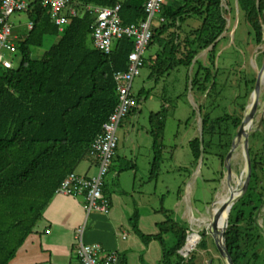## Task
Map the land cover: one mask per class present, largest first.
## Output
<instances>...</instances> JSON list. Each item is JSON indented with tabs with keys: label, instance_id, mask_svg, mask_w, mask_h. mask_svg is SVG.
Wrapping results in <instances>:
<instances>
[{
	"label": "trees",
	"instance_id": "trees-1",
	"mask_svg": "<svg viewBox=\"0 0 264 264\" xmlns=\"http://www.w3.org/2000/svg\"><path fill=\"white\" fill-rule=\"evenodd\" d=\"M71 1L80 6V14L71 18L61 31L52 22L49 9L42 7L40 0L32 1L25 12L32 28L14 41L19 56L17 67L0 71V264L10 263L41 219L60 183L88 157L92 142L117 104L114 74L126 70L133 41L127 38L116 41L108 55L94 49L91 39L94 18L81 13L80 8H109L119 4L123 25L137 24L146 18V0ZM232 6L243 15L256 45H264V0H169L163 6L164 23L152 27L147 51L153 46L157 51L144 58V66L149 67L154 83L178 67L198 66L196 57L203 51L209 52L213 66L216 45L226 32L225 13H230ZM195 17L201 19L200 26L183 31V24ZM48 36L59 38L39 59L33 58L31 49L40 48ZM210 73L199 65L192 79L187 78L191 91L214 97L216 82L215 78L210 80ZM243 82L245 102L239 104V96L232 99V113L224 108L220 116L213 117V101L209 111L201 113L203 106L199 107L200 132L189 142L193 165L199 160L203 163L209 155L224 164L255 78ZM149 92L142 90L134 96L138 105ZM157 116L158 131H162L163 118ZM260 131L264 137V118ZM151 135L156 158L151 165L154 180L162 135ZM249 157L250 181L245 195L231 210L225 233L233 264L243 263L252 240L250 231L256 227L257 212L264 206V144L258 151L249 148ZM133 168L132 165L126 169ZM162 212L165 222L158 225L159 234L145 236L138 230L135 211L130 220L134 233L144 245L158 241L161 248L158 264H172V257L178 259L177 264L192 263L193 257L185 261L178 254L185 245L188 229L170 219L169 211ZM166 233L172 238L169 248L165 243ZM200 237L198 248L207 250L206 234ZM119 264H124L123 259H119Z\"/></svg>",
	"mask_w": 264,
	"mask_h": 264
},
{
	"label": "rangeland",
	"instance_id": "rangeland-1",
	"mask_svg": "<svg viewBox=\"0 0 264 264\" xmlns=\"http://www.w3.org/2000/svg\"><path fill=\"white\" fill-rule=\"evenodd\" d=\"M223 7H226L225 4ZM225 18L227 19L226 32L216 45L214 65L211 66L208 51L200 52L196 57L199 65L211 71L210 80L215 78L214 97L207 98L204 94L191 91L187 83V78L192 79L199 65L191 68L178 67L161 78L157 84L150 78L151 71L145 65L132 83V93L136 96L143 90L150 91L149 95L146 100H141L137 113L125 118L116 131L117 158L113 168L117 173L122 163H125L123 161L129 160L136 163L139 169L137 177L142 179V186L148 185L150 166L153 159H156L153 154L151 134L162 135V140L159 142V145L162 143V149L157 161V178L152 181L150 185L152 191L144 198V201L146 205L156 210L163 206L162 208L169 211V218L179 226L188 228L190 233L193 230L192 232L195 233L192 234H198L199 237L202 233L206 234L207 250L198 248L201 237L199 241L197 239L198 243L196 242L187 258L184 259L187 261L193 257V262L189 264H224L213 243L211 235L215 234V230L210 222L213 218V210L221 203L227 204L230 191L237 186L240 178L241 189L242 181L245 179V175L241 176L245 168L242 143L237 146L230 161L232 178L229 183L225 178L224 164L221 165L214 156L209 155L203 163L199 160L197 165H193L189 142L200 132L199 107L203 106L201 113L209 111L210 102L213 101L215 108L212 112L213 117L220 116L224 108L232 113L233 106L230 104L232 99L239 96V104L245 102L243 81L256 79L264 63V45H256L254 34L243 15L232 6L231 12L225 13ZM262 21H264V14ZM10 22L20 37L27 33L28 19L25 13L11 16ZM200 24L199 17L191 18L183 24L182 29L183 31L193 30ZM58 38L52 36L44 38L40 48L31 49L33 58L39 59ZM156 51V46L151 47L146 52L145 58H150ZM18 62L19 56H16L14 67H17ZM201 73L204 72L201 71ZM262 80H264V73L261 75ZM258 100L255 122L245 129L246 135L251 133L248 146L253 151L260 150L264 144V137L258 127L260 119L264 118V81ZM250 103L251 98L248 99L247 105ZM157 115L163 118L162 131H158ZM151 116L152 119H150ZM87 159L88 157L84 161L87 162ZM116 173L113 172L108 177L109 185H112L113 181L116 182ZM121 174L122 179L127 180L134 175L131 171ZM125 181L122 182L125 183ZM154 187L155 193H153ZM167 188L168 193H166ZM163 197L164 200H162ZM220 215L225 220L226 210L220 212ZM220 215L216 217L221 222ZM255 226L250 231L252 240L242 264H264V206L257 212ZM164 236L166 247L169 248L172 246L171 235L166 233ZM171 263L177 264L178 259L172 257Z\"/></svg>",
	"mask_w": 264,
	"mask_h": 264
},
{
	"label": "built area",
	"instance_id": "built-area-1",
	"mask_svg": "<svg viewBox=\"0 0 264 264\" xmlns=\"http://www.w3.org/2000/svg\"><path fill=\"white\" fill-rule=\"evenodd\" d=\"M34 0H0V71L15 68L17 49L13 34L14 26L10 17L25 13ZM168 0H146L144 12L146 18L137 24L123 25L119 16L120 5L114 7L84 6L81 13H89L93 16L92 46L99 52L108 55L111 53L116 41L123 38L133 41V50L128 56L127 68L123 72L114 74L116 83L117 104L103 124L101 133L96 136L88 157L94 160L96 173L91 177H85L76 173H70L55 190V195L71 198H82L86 218L92 213L107 215L109 202L103 196L105 179L111 169L117 148L116 131L121 122L133 110L137 112L138 103L132 93V83L140 74L144 66V58L152 37V27L164 23L162 16L163 6ZM41 6L48 8L52 22L61 31L68 21L78 16V5L71 0H40ZM32 24L28 22L27 30H31ZM12 57V58H11ZM83 226L75 234V255L80 264H119L116 253H106L98 244H84L82 241ZM193 231V230H192ZM188 234V237L195 232ZM188 241V239H187ZM198 243V242H197ZM187 243L178 251L182 258H187Z\"/></svg>",
	"mask_w": 264,
	"mask_h": 264
},
{
	"label": "crops",
	"instance_id": "crops-1",
	"mask_svg": "<svg viewBox=\"0 0 264 264\" xmlns=\"http://www.w3.org/2000/svg\"><path fill=\"white\" fill-rule=\"evenodd\" d=\"M13 34L16 38L20 37L14 28ZM115 158H117V152L113 163ZM123 162L125 163H122V167L118 169L117 173L112 163L105 179L103 196L108 200L110 207L107 215L92 213L86 218L82 198L54 195L43 211L41 219L9 264H80L75 255L76 241L74 237L76 231L82 226L84 227L82 233L84 244H98L104 252H114L119 259H123L124 264H158L161 259L160 244L158 241L152 240L144 245L134 233L130 220L134 212L137 211L138 230L145 236H156L159 234L158 225L165 222L162 211L168 210L162 208L163 206L156 210L145 204L144 198L152 191L150 188L153 181L151 166L147 180L148 185L142 186V179L137 177L139 173L137 164L129 160ZM132 165L134 167L132 170L126 169ZM121 169L125 170L121 171ZM127 171L133 172L134 175L128 177V180L122 179L121 173ZM113 172L116 173V182L113 181L112 185H109L108 177ZM75 173L85 177L95 175L94 160L90 157L87 162L83 160L76 168ZM123 180H126L125 183L122 182ZM155 191L154 187L153 193ZM168 192L167 188L166 193ZM179 199L181 198L179 197ZM145 210L148 212H144Z\"/></svg>",
	"mask_w": 264,
	"mask_h": 264
},
{
	"label": "water",
	"instance_id": "water-1",
	"mask_svg": "<svg viewBox=\"0 0 264 264\" xmlns=\"http://www.w3.org/2000/svg\"><path fill=\"white\" fill-rule=\"evenodd\" d=\"M262 22H263L262 24L264 25V21H262ZM263 73H264V63L262 64V66H261V68L257 74V77L255 79L254 89H253L251 96H250L251 103L249 105H247V107H246L247 111L243 115L241 124L237 130V133H236L234 139L231 142L230 151L228 152V154L226 155V158L224 160V168L226 171L225 178H226L227 182L229 183L231 181V178H232V169H231L230 161H231L233 152L237 148L235 145V142L237 140L238 141L243 140L242 150H243V157L245 160V168H244L245 181L243 183L242 188L239 190V194H238L237 198L234 200V202L229 206L227 204H224L218 210L219 213L222 211H225V210H228V212H229L228 218L225 219L223 224H222V229H221V233L219 234V237L211 235V237L213 239V243H214V245L218 251L219 256L224 261V264H233V261L229 255V253H228V250H227V247L225 244V233H226L227 228H228L230 213H231V210H232L235 202L237 200H239L245 194L247 187H248V184H249V181H250L251 163H250L249 146H248L249 138L246 135V133L244 132V130H245L244 127L248 123L247 121L253 122V123L255 122L257 109H258V102H259L258 99H259L260 89H261V75ZM262 120H263V118L260 119V121L258 123V127H260ZM229 200L230 201L233 200V194L229 195ZM213 219L214 218H212V221L210 223H211L212 227H215V223L213 222ZM196 236H197V239L199 241V239H200L199 235L196 234ZM187 239H188V236L186 238L185 244L187 243Z\"/></svg>",
	"mask_w": 264,
	"mask_h": 264
},
{
	"label": "bare ground",
	"instance_id": "bare-ground-1",
	"mask_svg": "<svg viewBox=\"0 0 264 264\" xmlns=\"http://www.w3.org/2000/svg\"><path fill=\"white\" fill-rule=\"evenodd\" d=\"M264 80H262L261 81V85H262V82H263ZM260 96V95H259ZM248 123L245 125V127H244V129H246L247 128V126H249L250 124H252V122H249V121H247ZM244 132H245V130H244ZM251 134V133H250ZM250 134H247V136H248V138H249V136H250ZM242 143V140H237L236 142H235V145H236V147L239 145V144H241ZM243 169V168H242ZM245 175V172H244V170L242 171V175L241 176H244ZM244 178V177H243ZM244 181H245V179H244ZM244 181H242V184L244 183ZM240 184H241V178H240V180H239V182H238V184H237V186L236 187H234L233 188V190L232 191H230V194H233V200H229L228 199V202H227V205L229 206V205H231L233 202H234V200L237 198V196H238V194H239V190H240ZM228 193V192H227ZM229 198V197H228ZM224 200H226V199H224ZM222 205V203L219 205V207ZM219 207L218 208H215L214 210H213V222L215 223V227H213L214 228V230H215V234L214 233H212V235H214V236H216V237H219V234L221 233V229H222V224H223V222H224V219L221 217V215H220V213L218 212V210H219ZM219 214L220 215V217H221V222L219 221V219L216 217L217 215ZM228 215H229V212H228V210H226V217H225V219H227L228 218ZM222 219H223V221H222ZM196 242H197V236H196V234H191L189 237H188V241H187V247H186V249L188 250V251H190V250H192V248L196 245Z\"/></svg>",
	"mask_w": 264,
	"mask_h": 264
}]
</instances>
